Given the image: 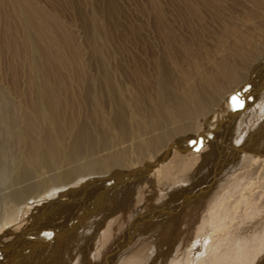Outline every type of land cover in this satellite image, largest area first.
<instances>
[{
  "label": "bare ground",
  "instance_id": "bare-ground-1",
  "mask_svg": "<svg viewBox=\"0 0 264 264\" xmlns=\"http://www.w3.org/2000/svg\"><path fill=\"white\" fill-rule=\"evenodd\" d=\"M66 1L58 0L63 5ZM68 2L87 32L82 44L60 22L57 11L43 10L36 0H0V56L7 50L12 60L22 57L28 65L26 91L15 85L4 96L5 101L24 102L26 114L24 129L15 134L20 150L11 170L13 191L6 200L23 214L26 208L37 211L48 205L56 206L58 215L33 220L32 213L23 228L14 230L11 224L17 217L9 211L0 232L12 236L6 244L11 248L4 246L8 252L0 264L17 260L26 248L30 253L43 250L51 240L67 235L68 228L74 236L96 216L92 211L82 224L91 212L86 210L87 199L94 198L90 206L96 207L103 196H112L119 199L118 206L114 204L126 210L151 191L171 198L181 185L207 182L220 164L213 162L223 138L219 136L241 131V123L256 108L254 104L249 110L250 103L262 89L250 88L245 81L264 58V0H163L164 5L162 0H146L149 9L143 17L150 19L149 29L141 20H120L116 0H92L90 12L80 7L81 0ZM100 5L104 17L96 16ZM183 60L185 69L177 66ZM261 80L264 83V77ZM246 93L254 100H244L239 113L231 98ZM209 136L218 137L214 149L204 146ZM193 141H202L200 151ZM205 164L209 168L202 174ZM53 198L61 200L55 204ZM70 204L75 221L63 224ZM56 220L61 225L50 228ZM99 226L92 229L96 238ZM95 243L85 242L83 251Z\"/></svg>",
  "mask_w": 264,
  "mask_h": 264
},
{
  "label": "rangeland",
  "instance_id": "rangeland-1",
  "mask_svg": "<svg viewBox=\"0 0 264 264\" xmlns=\"http://www.w3.org/2000/svg\"><path fill=\"white\" fill-rule=\"evenodd\" d=\"M36 1L43 10H50V13L55 14L57 11L60 22L67 26L69 30L71 29V33L79 43L81 42L80 44L87 40L85 27H82L83 25L78 22L74 9L68 2L70 0H65L66 3L64 5L59 3L58 0ZM116 2L122 9L121 17L119 15L120 20L124 21V23L131 22L133 19L141 20L145 27L149 29L150 19L143 17V12L149 9L146 0H116ZM91 3L92 0H85V2L81 0L80 7L86 12H90V9H92ZM161 4L164 5L163 0ZM101 7L100 5L98 9L99 14L96 13L97 17H104L105 15ZM240 15L236 17L235 22L237 24L239 23L237 20ZM125 18L129 20L126 21L124 20ZM214 32L215 37L218 30H214ZM149 36L148 38L151 39L152 35L150 34ZM147 44L152 46L150 43ZM84 50V56L87 54L85 56L87 58L89 50L86 48ZM21 52L24 53V50H21ZM21 52L20 56H22ZM11 56L7 50H4L2 56H0V156L3 157V159L0 157V226L2 218L6 217L9 211H13L12 213L17 218L15 219L16 222H12L11 226L14 225L16 228L13 229L15 230L27 224L28 221L26 222V220L29 219L32 213L31 217L36 215L33 220H42L43 217L52 219L51 217L57 215L54 210L57 207L47 205V207L39 208L41 211L39 209L31 211L26 208V213L24 212L23 214L22 211L15 208V203L13 204L10 198L9 201L6 200L8 199L7 196L13 191L10 186L13 176L11 170L18 162L17 157L20 150V143L16 135L25 127L26 114L24 113V102H21V104L15 99L13 101V98H8L7 100L9 101L7 102L4 96L9 94L7 92L14 88L15 85L19 89L26 91L25 74L28 72V65L22 57L13 58L12 60ZM263 59L260 67L257 70L255 69L253 76L251 75L252 79L249 80L250 76H248L245 81L246 83L250 81L248 85L250 88L254 86L255 89L257 87H262V89L259 91L260 95L257 100L248 97L247 93L249 92L242 98L243 102L244 100H249V102L252 99L254 100L250 103V106H252L249 107V110L256 107L251 111L252 115L249 116L250 118H245L241 123L244 128L241 127V131H238L237 134L223 133L224 136H219L220 138L223 137L221 141L219 140L220 145L215 144L218 137L213 140L214 137L209 136L211 137V139L208 138L210 141L206 138L204 142V146L208 145L211 149H214V144L218 145L217 150L213 153V162L217 160L220 163L213 175H207V178L213 176L207 182L194 186L195 188L191 187L189 183V185H181L179 186L178 194L176 193L177 195L175 194L171 198H167L165 193H160V190L157 191L158 193L151 191L152 193L150 192L144 198L139 195L142 197L140 198L141 200H134L132 201L133 204L130 202V206L127 205L126 210H123L122 207H117L119 204L118 198L107 195L103 196L100 199L101 201H97L96 207L90 206L91 200L94 199L92 197L93 199H87L85 204L86 210H91V212L81 222L84 224L93 214L92 211H96V218L94 217L95 219H91L86 225L77 229L74 236L72 235L73 232L69 233L73 228H70V230L68 228L66 231L68 236L59 235L56 240H51V243L49 242V244L42 247L44 248L43 250L37 248L30 253L29 249L26 248L21 250L20 255H18L19 258L16 257L17 260H12L11 258L10 261V259H7L2 264H264V83L261 80L264 77ZM184 61L177 62V66H182L185 69L187 62ZM19 64L20 66H18ZM17 69H19V72L21 71L19 78L16 76ZM11 78L13 81H11ZM21 108L22 110H20ZM236 108L240 113L242 109L239 106H236ZM19 110L22 114H20ZM2 120L3 122H1ZM202 121L201 118L198 120L199 125ZM6 126L9 127L8 131L10 132L5 130ZM219 128L216 132L221 131L225 127ZM16 132L18 133L16 134ZM240 145H242L241 148ZM207 165H204L202 174L207 172L209 168ZM93 186V188H96V183ZM161 196L164 197V200ZM53 199L55 204H58L61 200ZM114 203H117V206ZM70 208L67 213L61 214L64 216L69 213L67 223L65 221L63 224H68L69 219L72 220V215L75 214V211H72V208L74 209L73 205L70 204ZM49 213L51 214L49 215ZM74 221L72 220V222ZM53 223L47 226L50 227L51 225L50 228L55 229L61 225L59 220ZM114 223L118 224H115L117 228L112 225ZM121 223L125 224L122 225ZM16 224L17 226H15ZM99 225H101L102 229ZM97 226L100 228L99 231L101 230L97 233L98 242L94 234L95 231H93ZM89 229H93V232ZM107 229L108 231H105ZM109 231L112 234L115 233V235L110 234ZM0 233L4 237V241L0 239L1 262L7 255L8 250L5 251L6 248H11V246H6V244L11 240L12 236L6 235L9 232ZM105 233L109 236L104 235ZM81 236L84 237L83 240ZM107 237L109 239H106ZM95 240L97 243H95L96 247L94 244L88 250L89 252L85 253L83 251L85 242L92 244ZM5 241L6 243H3ZM78 241L79 243H77ZM93 247L95 248L93 249Z\"/></svg>",
  "mask_w": 264,
  "mask_h": 264
},
{
  "label": "snow or ice",
  "instance_id": "snow-or-ice-1",
  "mask_svg": "<svg viewBox=\"0 0 264 264\" xmlns=\"http://www.w3.org/2000/svg\"><path fill=\"white\" fill-rule=\"evenodd\" d=\"M231 100H232V103H233L234 105L239 106V107H242V106H243V99H242L241 97H238V96L234 95V96L231 98ZM192 143H193V144H197V143L200 144V147H197V148L195 149L196 151H200V150L202 149V147H203V143H202V141H201V142L193 141ZM46 235H50V234H47V233H46Z\"/></svg>",
  "mask_w": 264,
  "mask_h": 264
}]
</instances>
